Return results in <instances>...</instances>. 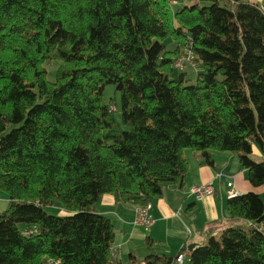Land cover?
Instances as JSON below:
<instances>
[{
  "label": "trees",
  "instance_id": "trees-1",
  "mask_svg": "<svg viewBox=\"0 0 264 264\" xmlns=\"http://www.w3.org/2000/svg\"><path fill=\"white\" fill-rule=\"evenodd\" d=\"M171 1L0 0V190L10 201L0 264H123L94 205L110 194L144 206L164 185L182 187L184 150L210 166L211 151L233 154L251 186L264 187V7ZM188 42L194 81L172 67ZM107 85L120 95L119 118L103 102ZM55 205L64 216L44 211ZM226 209L189 263L264 264L262 199L248 192Z\"/></svg>",
  "mask_w": 264,
  "mask_h": 264
},
{
  "label": "crops",
  "instance_id": "crops-1",
  "mask_svg": "<svg viewBox=\"0 0 264 264\" xmlns=\"http://www.w3.org/2000/svg\"><path fill=\"white\" fill-rule=\"evenodd\" d=\"M243 1L264 7V0ZM210 154L213 166L206 164L199 153L183 151L188 165L183 186H163L161 197L150 203L154 223L148 230L133 225L134 205L117 203L110 194L100 197L94 210L112 223L114 239L111 253L114 259L123 264H145L149 254L173 257L185 250L182 253L183 264H190L188 247L203 241L200 232L228 219L226 183L231 182L239 195L248 192L258 194L259 188L251 186L235 155L216 151ZM209 183L214 187L212 196L197 200L188 195L190 186ZM9 203L7 195L0 190V213L9 207ZM243 223L237 220L230 226Z\"/></svg>",
  "mask_w": 264,
  "mask_h": 264
},
{
  "label": "built area",
  "instance_id": "built-area-1",
  "mask_svg": "<svg viewBox=\"0 0 264 264\" xmlns=\"http://www.w3.org/2000/svg\"><path fill=\"white\" fill-rule=\"evenodd\" d=\"M170 4L174 5L175 1H171ZM194 55L191 50V43H187L184 48L181 49L178 56L174 59L172 67L178 71L184 70L185 63L190 64L193 68ZM113 110L112 107H110ZM109 108V109H110ZM227 199H233L237 197L239 194L233 190L232 183L227 182ZM214 194V187L212 183L209 184H199L190 186L188 189V195L194 197L197 200H201L204 197L212 196ZM154 223V219L151 215V204L148 203L144 206H136L135 214L133 219V225L137 227H141L144 230H148ZM38 230L36 228H32L26 234H36ZM184 262V254L180 253L171 264H183ZM50 264H59L57 261L51 262ZM143 264V263H142Z\"/></svg>",
  "mask_w": 264,
  "mask_h": 264
},
{
  "label": "rangeland",
  "instance_id": "rangeland-1",
  "mask_svg": "<svg viewBox=\"0 0 264 264\" xmlns=\"http://www.w3.org/2000/svg\"><path fill=\"white\" fill-rule=\"evenodd\" d=\"M181 3V2H180ZM181 5L179 4L177 7H180ZM176 7V6H175ZM165 48L167 51H173L175 49V44L173 43V41L171 39H166L163 42ZM58 66L57 62L51 61L48 62L45 67L48 70V75H47V80L53 82L55 79V72H56V68ZM184 71L186 72L188 78L191 81L195 80V77L197 75V71L196 69H194L190 64L185 63L184 65ZM174 74L178 73V70H175L173 72ZM103 102L105 104H109V108L112 107L113 110L111 111H116V115L119 118V102H120V95L119 93L116 91L115 86L114 85H107L104 89V93H103ZM255 161L257 163H260L262 161V159L260 157H255ZM259 197L262 199L263 203H264V187L259 188V192L258 194ZM44 211L48 214V215H54V216H64L65 212L63 211V209L59 206V205H55V206H51V207H46L44 209ZM238 225H233L231 227H236Z\"/></svg>",
  "mask_w": 264,
  "mask_h": 264
},
{
  "label": "water",
  "instance_id": "water-1",
  "mask_svg": "<svg viewBox=\"0 0 264 264\" xmlns=\"http://www.w3.org/2000/svg\"><path fill=\"white\" fill-rule=\"evenodd\" d=\"M194 247H195L194 244L190 245V246L188 247V251H189V252L192 251V250L194 249Z\"/></svg>",
  "mask_w": 264,
  "mask_h": 264
}]
</instances>
